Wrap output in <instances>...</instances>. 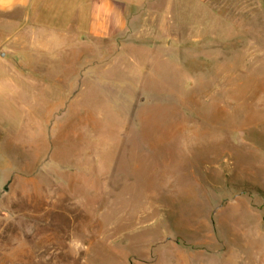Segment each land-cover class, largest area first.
I'll use <instances>...</instances> for the list:
<instances>
[{"label": "rangeland", "instance_id": "obj_1", "mask_svg": "<svg viewBox=\"0 0 264 264\" xmlns=\"http://www.w3.org/2000/svg\"><path fill=\"white\" fill-rule=\"evenodd\" d=\"M94 1L0 9L7 264H264V0Z\"/></svg>", "mask_w": 264, "mask_h": 264}, {"label": "crops", "instance_id": "obj_2", "mask_svg": "<svg viewBox=\"0 0 264 264\" xmlns=\"http://www.w3.org/2000/svg\"><path fill=\"white\" fill-rule=\"evenodd\" d=\"M197 1L203 2V1H207V0H197ZM108 3H109L108 0H97V1L92 2V5L94 6V8L95 7L99 8L98 12L100 14V12L106 13ZM37 6H38L37 0H0V9L5 10V11H10V10L15 9V8H24L28 11L29 15L36 12ZM90 7H91V4H90ZM115 7H118L119 10L121 11L123 4L119 1H117L115 4ZM93 12H95L94 9H93V11H91V14H90L89 19H88V23H89L88 32L90 31L91 26H92L91 25L92 19H95L94 17L96 16V12H95V16H92ZM225 17L227 20L225 19L224 22H227V23H230V22L238 23V22L242 21L241 18H238L239 16H235L233 21L230 19V17H228V16H225ZM252 17H255V16H252ZM57 32H60V31H57ZM57 34H59V33H57ZM53 36L56 37L55 40L52 39V36L47 37V40H46V37H44L45 40L47 41V44L52 45V46L50 45L52 48V50H51L52 52L56 51L55 50L56 47L54 48V44L56 42L58 43V39L60 38L59 36H56L55 34ZM50 38H51V41H49ZM234 236H237V237L232 238L231 243H230V247L229 246L227 247L228 250H227V252L223 258L222 264H251L253 261V257L251 255L242 253V251L239 249L241 247L242 248L249 247L250 242L247 239V234L246 233H236ZM190 257H192V256H190V255H185L184 257L182 255L173 256V257H170L169 264H197V263H194L195 261L191 262ZM15 259L16 258L8 257L7 255L0 253V264H7L8 262L15 263L17 261ZM34 261H35V263H37L38 261H42V255L35 257ZM142 264H147V263L142 262Z\"/></svg>", "mask_w": 264, "mask_h": 264}, {"label": "water", "instance_id": "obj_3", "mask_svg": "<svg viewBox=\"0 0 264 264\" xmlns=\"http://www.w3.org/2000/svg\"><path fill=\"white\" fill-rule=\"evenodd\" d=\"M1 55L4 56V53H2Z\"/></svg>", "mask_w": 264, "mask_h": 264}]
</instances>
